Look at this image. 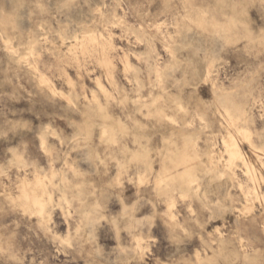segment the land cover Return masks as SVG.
Returning a JSON list of instances; mask_svg holds the SVG:
<instances>
[{
	"label": "clouds",
	"instance_id": "9594fccd",
	"mask_svg": "<svg viewBox=\"0 0 264 264\" xmlns=\"http://www.w3.org/2000/svg\"><path fill=\"white\" fill-rule=\"evenodd\" d=\"M0 264H264V0H0Z\"/></svg>",
	"mask_w": 264,
	"mask_h": 264
}]
</instances>
